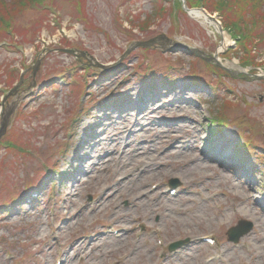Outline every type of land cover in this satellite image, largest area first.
I'll return each mask as SVG.
<instances>
[{"label":"rangeland","instance_id":"1","mask_svg":"<svg viewBox=\"0 0 264 264\" xmlns=\"http://www.w3.org/2000/svg\"><path fill=\"white\" fill-rule=\"evenodd\" d=\"M20 1L0 0V264H264V0H229L246 41L207 11L219 64L186 0ZM160 35L180 45L126 52Z\"/></svg>","mask_w":264,"mask_h":264},{"label":"trees","instance_id":"2","mask_svg":"<svg viewBox=\"0 0 264 264\" xmlns=\"http://www.w3.org/2000/svg\"><path fill=\"white\" fill-rule=\"evenodd\" d=\"M34 0H24V1H20L21 4H24L20 7L17 8L16 6V9L12 10L10 13L12 12H19L21 10H23L28 4L32 3ZM236 1V0H235ZM256 0H245V2L247 3V5H253L254 2ZM186 3L188 5V7H193V6H201L203 8H205L207 11L209 12H212V11H218L220 12L221 16H222V26L228 30V32L231 34L232 38H241L242 40L246 41L247 39V35L248 33L247 32H244V31H239V27H238V23L243 21L244 19V14L242 12H236L234 11L233 14H230L229 13V8L227 7L229 5V0H221L220 1V5H215V2L212 1V2H209L207 3L206 0H186ZM237 3V1H236ZM1 9V7H0ZM15 12V13H17ZM8 14L7 16L8 17H11V14ZM13 13V14H15ZM3 14V13H1ZM251 14H253L255 17H256V13L254 11H251ZM232 15V17H231ZM6 16V17H7ZM257 25L255 24V26L252 28V30L256 27ZM241 30V29H240ZM255 31V30H254Z\"/></svg>","mask_w":264,"mask_h":264},{"label":"bare ground","instance_id":"3","mask_svg":"<svg viewBox=\"0 0 264 264\" xmlns=\"http://www.w3.org/2000/svg\"><path fill=\"white\" fill-rule=\"evenodd\" d=\"M191 12V14L193 15V16H195V17H199V18H201V19H203L204 21H207L208 23H211V25H213L216 29H218V23L217 22H215V21H213L211 18H210V16H209V14L207 13V12H204V11H202V10H200V9H194V10H191L190 11ZM222 34V39H221V41H220V43L218 44V47L216 48V51H215V61H217V62H220V57H219V55H218V53L220 52V51H222V48H224L226 45H227V43L229 42V38H228V34L227 33H225V32H222L221 33ZM227 66H229L230 68H232V69H235L236 70V68H238V66H237V64L235 63V62H227ZM200 86V85H199ZM197 90H201V89H197ZM193 91H196V90H193ZM180 102H183V101H180ZM154 103H156V102H154ZM155 108V107H154ZM156 109H157V107H156ZM100 137V135H98V134H95L94 136H93V138L92 139H94L95 140V138H97V137ZM221 150V149H220ZM222 151V150H221ZM224 152H227L226 150H223ZM206 152H209V150H206ZM82 154V153H81ZM141 154V153H140ZM210 159H212V160H216V162L218 163V164H221L222 166H224V167H228L227 169H229V168H231V165H228V166H226L227 164V158H225L226 156L225 155H223L222 157L221 156H215V155H213V154H211L210 152L208 153V154H206ZM73 158H74V162H80V159H82L83 158V156L82 155H78V152H76V154H74V156H73ZM219 158H221V160H219ZM146 169L147 170H150V169H148V168H145V167H141L140 168V173H143L144 171H146ZM80 172H81V170L79 171L78 170V173H77V175H80ZM82 239V238H81ZM81 239H80V244H81ZM72 247H74V248H77L78 247V244L76 243V242H74L73 244H72ZM79 248V247H78ZM77 248V249H78Z\"/></svg>","mask_w":264,"mask_h":264},{"label":"water","instance_id":"4","mask_svg":"<svg viewBox=\"0 0 264 264\" xmlns=\"http://www.w3.org/2000/svg\"><path fill=\"white\" fill-rule=\"evenodd\" d=\"M184 3V2H183ZM184 9L189 11V8H187L186 5H183ZM164 39L167 43L171 44V45H180L178 44L177 42L175 41H172L170 40L169 38H167L165 35H160V36H157L155 38H152V39H148L146 41H135V42H132L130 44V47L127 48L126 52H128L129 50H131L133 47H136V46H141V47H150L157 39ZM68 52H71V50H67ZM92 58H90L91 60ZM213 60L215 59L214 57L212 58ZM215 61V60H214ZM216 64H219L217 61H215ZM92 65L96 66V67H100V68H104L105 66L104 65H101L99 62H97L96 60H94V62L92 63ZM2 125V129L6 126V122H2L1 123ZM252 227V223L249 222V221H246V220H240L239 221V224L235 227H232L230 230H229V233H228V239L229 240H232L234 242L238 241L239 237L243 234H245L247 231H249ZM185 241V240H184ZM184 241H178V242H175V243H172L170 245V249H175L176 247H178L180 244L184 243Z\"/></svg>","mask_w":264,"mask_h":264}]
</instances>
